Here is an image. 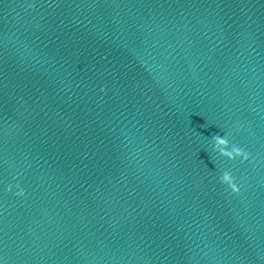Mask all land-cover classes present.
<instances>
[{"label":"water","instance_id":"95a60500","mask_svg":"<svg viewBox=\"0 0 264 264\" xmlns=\"http://www.w3.org/2000/svg\"><path fill=\"white\" fill-rule=\"evenodd\" d=\"M0 264H264V0H0Z\"/></svg>","mask_w":264,"mask_h":264},{"label":"clouds","instance_id":"9594fccd","mask_svg":"<svg viewBox=\"0 0 264 264\" xmlns=\"http://www.w3.org/2000/svg\"><path fill=\"white\" fill-rule=\"evenodd\" d=\"M213 145H214V151L219 153L220 156L225 157L229 160H235L238 157H243L244 160H247L249 158V154L245 152V150L235 144H230L229 139L227 138V135L220 136V135H214L212 137ZM220 182L222 184H226L233 193L239 194L240 188L235 183L234 177L230 171H224L223 174L220 177ZM16 187L19 189L14 194L16 196L22 197L25 195V192L23 188H20L19 185H16ZM8 192H12V185H8L7 188Z\"/></svg>","mask_w":264,"mask_h":264}]
</instances>
